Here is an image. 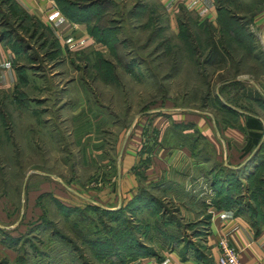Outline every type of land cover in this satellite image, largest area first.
I'll return each mask as SVG.
<instances>
[{
  "label": "rangeland",
  "instance_id": "obj_1",
  "mask_svg": "<svg viewBox=\"0 0 264 264\" xmlns=\"http://www.w3.org/2000/svg\"><path fill=\"white\" fill-rule=\"evenodd\" d=\"M111 1H105L103 9L108 11L100 22L106 23L113 18L114 23L120 25L118 36L121 41L115 43L118 53L117 85L103 83L87 73L82 74L69 63V57L55 66L54 61L44 56V45L39 47L47 33L39 27L34 29L31 21L7 16L0 3V35L18 50L15 60L23 66L20 72L25 79H18L11 93L0 92V211L5 212L0 214V227L12 228L17 221L30 222L36 212L29 217L22 213L20 219L18 216L24 210L26 197L36 188L51 187L62 181L79 194L95 189L99 181L113 172L127 132L130 131L129 136L132 131H140L141 125L148 130L152 127L161 130L167 116L175 114V122H180L177 112L196 114L204 111L223 116L216 103L203 96L207 89L205 83L210 84V91L214 92L215 82L232 75L235 70L255 79L264 73L263 37L249 24L247 14L241 24L253 33L257 46L255 52L261 53L259 58L244 55L245 52L237 46L232 54L233 60L229 58L221 63L208 64L204 60L208 28L195 24L191 14L178 11L177 18L188 25L178 27L158 0H120L122 5L115 6L113 3L108 6ZM240 2V5H232L227 0L218 1L223 9H237L243 13L246 11L240 8L246 9L254 4V0ZM223 22L228 24L229 21ZM239 34L243 36L244 31H239ZM216 35L214 30L213 36ZM224 35L230 40L231 36ZM232 43L234 41L231 40L229 44ZM30 56H33L32 59ZM70 57L73 58L72 53ZM57 58L60 59L59 56ZM131 58L135 63H130L127 68ZM168 126L174 145L185 144L187 148L189 145L199 155L196 159L189 152L188 163L167 171L166 176L174 181L170 184L166 182V186H170L167 192L161 194L151 190L157 198H161V205L176 220L174 223L180 225L176 228L177 236L181 235V240L188 242L197 252H202L203 238L200 234H203L205 216L194 220L180 218L179 208L190 206L200 213L208 207L233 209L237 205L233 204L236 201L231 196H243L238 201L241 207L248 206L242 212L247 219L264 223V164L248 180L242 176L241 183L231 188H227L225 183H214V177L208 175L209 167L214 166L211 163V146L200 137L192 145L191 138L196 137V132L175 129L172 124ZM200 156L207 159L206 164L199 160ZM244 167L245 172L251 169L250 166L247 169V166ZM216 172L224 174V170ZM70 191L67 193H72ZM44 200L49 201L44 205L46 216L57 217L60 210L55 212L48 198L39 199L42 207ZM251 209L256 210V214ZM9 213H12L11 219L7 217ZM67 223L58 222L57 226L66 237L79 242L67 229ZM89 225L92 226L91 222ZM18 233L20 237L24 236V232L14 234ZM31 233L21 238L25 242L20 240L16 251L1 245L0 234V264H15L12 258L17 254L24 255L22 252L25 249L31 252L36 249L34 259L25 255L26 264H43V255H38L41 250L61 246L56 245L48 234ZM195 235L199 237L193 239Z\"/></svg>",
  "mask_w": 264,
  "mask_h": 264
},
{
  "label": "crops",
  "instance_id": "obj_2",
  "mask_svg": "<svg viewBox=\"0 0 264 264\" xmlns=\"http://www.w3.org/2000/svg\"><path fill=\"white\" fill-rule=\"evenodd\" d=\"M11 1L15 10L37 20L42 25L43 30L56 40L57 57L59 56L62 60L57 57L50 59V61H54L55 66L62 63L64 58L68 59L69 57V63L73 64L75 69H79L82 74L87 73L90 76L97 77L106 84H119L117 58L112 55L104 43L98 41L89 31V25L93 23V20L71 18L62 9V6H64L62 0ZM68 2L78 4L79 2H85V0H68ZM113 3L115 6L116 4L122 5L120 0H112L108 6H112ZM158 3L169 17L174 18L176 24L178 11L180 10L191 14L197 23L206 20L215 24L216 12L213 0H158ZM107 11V9H102L100 19L104 17ZM116 25L120 29L119 23H116ZM251 26L262 35L264 44V7L253 16ZM119 29H117L116 38L121 41L118 36ZM71 53L73 58L70 57ZM15 58L16 53L9 43L0 40L1 93H11L14 86L17 85L16 70L21 69L23 66L16 63ZM98 58L109 60L113 64L112 71L117 75L115 81L106 77V68L102 63H99ZM57 62L59 63L57 64ZM240 75H236L234 79L242 83L238 97L244 105L250 104V100H247L246 96H262L264 98V73L258 79L249 74ZM218 85L214 86L215 92H217ZM218 96L223 103L226 102L222 95L218 94ZM230 106L234 107L232 104ZM234 108L239 113L236 114L235 122L225 124H220L216 116L204 111L196 114L191 112L188 114L177 112V114L181 122L193 124L201 137L211 146L213 150L211 163L223 165L226 169H236L239 166L246 165L247 169L253 165V163L248 162L250 154L257 150L261 144L263 148L262 150L259 149L258 154H264V110L255 106V113H252L247 111L246 108ZM246 116L258 119L261 128L256 129V133L253 134L258 133L259 137L252 150L243 153L242 148L246 143L247 136H249V130H254L245 127ZM176 117L175 114L167 116L163 121L164 124L161 130L155 127L148 130L141 125L140 131L139 129L135 132L132 131L129 136L130 131L127 132L124 138L125 141L120 146L119 159L113 166V172H110L105 179L99 181L95 189L79 194L74 188H69L62 181L60 184L51 187L36 188V191L32 192L33 194L30 193L26 197L23 204L24 210L19 212L18 219L22 218V213L23 216L28 217L32 216L33 212H36V214L30 218L28 223H22L15 218V222H17L12 228L0 227L1 245L9 249L3 241L4 234L15 235L14 233L24 232L25 226L27 228L29 225L39 222L40 217L44 214V209L38 198L43 193L47 194L46 197H52L68 206H82L91 203L104 208L116 209L129 202L141 185L174 183L172 177L166 176L167 171L170 168L178 169L180 165L186 164L187 154H189L186 146H176L171 142L168 124L175 123ZM249 124L252 125V121H249ZM199 160L204 164L207 162L205 157H201ZM192 165L190 166L192 167ZM151 189L161 194L168 191V188L160 187ZM68 190H71L72 193H67ZM192 209L194 208L182 205V208H179L180 218H192L194 220L206 216L203 224V234H200L203 238L202 252H197L192 245L183 240L173 244L169 243L168 239L163 236L162 238L156 236L155 239L152 236L146 238L143 237L144 235L139 234L140 242L145 246L152 247L154 251L139 253L118 264H217L216 241L220 236H225L228 239L229 243L235 248L242 264H264V224L255 227L250 224L244 214L234 213L233 210L227 208L208 207L204 213ZM146 211L144 210L142 215L150 221L153 215ZM2 213L5 214L1 210L0 214L2 215ZM11 214L7 215L10 219ZM21 223L24 224V227ZM20 227H23V229H20ZM17 235L19 233L15 236ZM197 237L199 235H195L193 239ZM14 257L12 263L17 264L16 256ZM42 263L71 264L54 259H50L49 263L46 260Z\"/></svg>",
  "mask_w": 264,
  "mask_h": 264
},
{
  "label": "trees",
  "instance_id": "obj_3",
  "mask_svg": "<svg viewBox=\"0 0 264 264\" xmlns=\"http://www.w3.org/2000/svg\"><path fill=\"white\" fill-rule=\"evenodd\" d=\"M62 1V5H64L62 6V9L71 18L89 21L93 20V23L89 25V31L98 41L104 43L109 48L112 55L118 59L115 43L119 42L116 38V32L117 29H119V26L114 23L116 22L114 19H109L106 23L100 22L101 11L104 7L105 1L85 0V2H79L78 4L68 2V0ZM218 1L219 0H213L216 12V25H213L211 22L206 20H203L200 23L195 22V24L204 25L208 28V46L204 60L208 64L221 63L229 58L233 60L234 56L232 57V54L237 50V46L245 52L244 55L259 58L261 53L255 52L257 46L254 35L251 30L248 31L244 28L241 24V20L245 17V14H247L249 18L248 22L251 24L253 16L264 7V0H254V4L251 7L246 9H244L245 7L243 9L240 8L242 11L245 10V13L240 12L237 9H223ZM227 1L232 5L241 4L240 0ZM0 3L4 6L7 16L11 18L20 17L18 18L20 21H31L34 25V29L39 27L43 31L42 25L37 20L15 10L11 0H0ZM224 10H226L227 13H225ZM223 21L229 22L226 24ZM177 26L184 27L188 25L186 22L178 18ZM23 29L27 30L26 27H23ZM214 30L217 33L216 36H213ZM241 30L244 31L245 36L239 34V31ZM224 34L231 36L230 40H228L229 38H227ZM0 40L5 41L3 35H0ZM231 40L234 41V44H229L231 43ZM46 41H48L47 46L45 45ZM43 45L45 48L44 56H47L48 59L57 57L56 40L52 36H49L48 33L47 37L42 38L39 47H43ZM10 47L16 54L19 53L12 45H10ZM24 50L26 51V49ZM32 57L33 56H30L31 59ZM98 61L105 66L106 77L110 80L114 79L115 81L117 79V75L112 71L111 67L113 64L109 60H102L101 58H98ZM130 63L134 64L135 61L131 58L129 63H127V68L130 67ZM21 69L18 68L16 71L18 79L23 81L25 79L20 72ZM219 69H221V67ZM236 75H238L237 70L226 78L218 79V81L214 84V86L219 84L217 86V92H211V85L209 84L208 86V84L206 85L205 83L207 89L203 96L206 99L208 98L210 101H214L221 110L223 116H216L220 121V124L235 122L234 120L236 119V114L239 113L234 107L246 108L247 111L252 113H255V106L264 110V98L262 96H246V99L250 100L249 105H244L241 102L238 96L242 83L239 80L234 79ZM218 94L222 95L226 101L225 103L221 101ZM231 104L234 107L230 106ZM249 121H252V125L249 124ZM172 125L175 126V129H191L196 132V137L191 138L192 145L196 143L198 137H200L204 143L207 144V142L194 128L193 124L183 123L180 121L175 123L173 122ZM260 125L259 120L255 117L246 116L245 127H249V129L254 130H249V136H247L246 143L242 148L243 153L248 151L250 152L252 147L256 144L259 134H253L256 133V129L261 128ZM179 137L181 140V136ZM182 143L185 142L182 141ZM183 146H185V144ZM262 148L261 144L257 150L250 154L248 162L253 163V165L249 171H244V166L246 165L239 166L236 169H226L223 165L213 163L212 165L214 166L209 167L208 175L214 177V183H225L227 188H231L234 184H239L242 176L245 180H248L257 171H259V168L264 164V154H258ZM188 150L192 156L198 159V152L193 151L189 145ZM216 170H224V174H217ZM153 187L165 189L170 186H166V183L141 185L138 188L137 193L129 202L116 209L104 208L91 203H87L82 206H68L52 197H46L47 194L43 193L38 199L43 200L45 197L48 198L52 202L55 212L57 210L59 212L60 210L59 215L57 217H54L53 215L50 217L48 215L46 216L47 209H45L44 205H47L49 201L44 200V214L40 217L39 222L29 225L25 229L26 232L24 231V236L20 237V235L15 236L4 234L3 241L7 247L9 246L15 250L18 249L20 240L25 242V240L21 238H26L28 237L27 235H32V231H36V233H34L36 235H39V233H44V235L48 234L50 239L57 243L56 245H61L60 247L52 246L47 250H41L42 252L38 254L43 255L41 257L42 262L46 260L48 263L50 259H54L63 263L71 264H118L139 253H151L154 250L152 247L145 246L140 242L138 237L139 234L144 235L143 237L146 238L152 236L155 237V239L158 236L160 238L163 236L165 239H168L169 243L173 244L181 240V235L177 236L178 232L176 230V228L180 225L178 223H174L176 220L173 219L171 215L166 213V210L161 205V198H157V196L152 193L151 188ZM230 198L236 201L233 204H236L237 206H234L233 209H227L233 210L234 213H242L243 209L248 207H241V203L238 201L242 200L243 196L238 198L231 196ZM219 207L226 208L224 206ZM144 210H147L146 212L153 215V218L150 221L146 220V218L142 215ZM251 212L256 214V210L251 209ZM66 221L69 222L66 224L67 229H69L79 242H73L69 236L66 237L62 234V230L57 226L58 222H63L65 224ZM89 222H91L92 226L89 225ZM249 222L255 227L264 224H258L250 219ZM90 230H92V232ZM28 244L30 245V242H28ZM63 244L66 245V247H64ZM22 253H24V255H16L17 264H26L25 255H29L30 258H32L36 253V249L33 252H31L30 249H25Z\"/></svg>",
  "mask_w": 264,
  "mask_h": 264
},
{
  "label": "built area",
  "instance_id": "obj_4",
  "mask_svg": "<svg viewBox=\"0 0 264 264\" xmlns=\"http://www.w3.org/2000/svg\"><path fill=\"white\" fill-rule=\"evenodd\" d=\"M217 264H242L239 260L235 248L229 243L225 236H220L216 241Z\"/></svg>",
  "mask_w": 264,
  "mask_h": 264
}]
</instances>
